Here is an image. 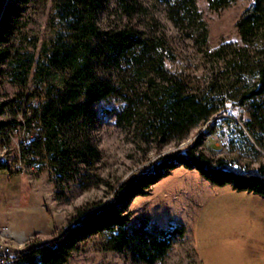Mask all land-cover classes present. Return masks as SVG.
<instances>
[{
    "label": "trees",
    "instance_id": "16d2710c",
    "mask_svg": "<svg viewBox=\"0 0 264 264\" xmlns=\"http://www.w3.org/2000/svg\"><path fill=\"white\" fill-rule=\"evenodd\" d=\"M108 1L54 0L60 29L51 46L45 47L35 78L44 80L54 71L67 76L60 81V88L47 87L43 102L37 93L19 94L11 100L21 99L17 110H21L23 102L28 104L25 115L29 128L39 131L28 147L35 157L31 163L41 169V160L47 157L60 174L74 162L92 164L98 160L100 151L91 134L96 123L93 105L110 97L123 103L116 115L117 125L134 132L142 141L154 142L159 150L170 142L184 141L230 100L241 105L250 102L253 112L247 126L258 143L264 145V0H253L237 21L242 44L223 43L215 50L208 47V27L196 0H155L166 6L174 24L188 22L195 27V40L209 66L206 82L197 87L169 70L167 60L175 56L165 36H148L132 27L100 29L98 15ZM207 1L212 10H220L237 0ZM117 2L128 16L142 6L140 0ZM19 10L8 2L0 17V66L11 61L12 79L25 85L33 55L12 56L10 52L18 31ZM102 69L104 73L100 74ZM33 100L35 105L31 104ZM7 104L5 100L0 102V115ZM6 125L0 121V128ZM208 132L201 133L184 150L161 153L147 170L112 187L106 201L79 209L52 239L31 244L21 257L30 264H66L81 242L105 235L106 250H129L146 264L162 261L174 240L185 235V227L129 233V206L132 199L147 195L154 184L178 167L196 170L218 186L230 184L236 190L264 196V166L245 168L224 158H209L201 148Z\"/></svg>",
    "mask_w": 264,
    "mask_h": 264
},
{
    "label": "rangeland",
    "instance_id": "374dc122",
    "mask_svg": "<svg viewBox=\"0 0 264 264\" xmlns=\"http://www.w3.org/2000/svg\"><path fill=\"white\" fill-rule=\"evenodd\" d=\"M140 1L142 6L128 16L117 0H109L98 15L99 28L132 27L148 36H165L175 56L167 60L169 70L195 87L204 85L209 66L199 41L195 40V27L188 22L174 24L163 3ZM8 2L17 5L21 14L10 52L12 56L33 55V66L25 85L12 79L11 61L0 66V102L24 93H37L43 102L47 87L60 88V81L67 76L54 71L44 80L35 78L36 67L45 57V47L51 46L60 29L54 0ZM252 2L237 0L229 7L212 10L207 0H196L208 27L210 50L223 43L242 44L236 24ZM103 73L102 69L100 74ZM122 106L115 97L93 105L96 123L91 134L100 158L92 164L74 162L57 174L46 157L42 158L38 172L31 168L0 172V240L18 247L17 242L2 237V229L8 227L22 235L25 244L48 242L79 209L106 201L112 187L147 170L161 153L184 150L204 131L209 134L201 148L209 158H224L245 168L264 166V145L258 143L247 126L253 112L250 102L241 105L230 100L220 113L194 128L184 141L170 142L161 150L154 142L142 141L134 132L117 125L116 115ZM12 152L15 155L17 150ZM129 210V233L185 227V235L177 237L166 257L155 264H264V196L236 190L230 184L218 186L196 170L178 167L154 184L147 195L132 199ZM104 243L105 235L86 239L66 264H146L129 250H106Z\"/></svg>",
    "mask_w": 264,
    "mask_h": 264
},
{
    "label": "built area",
    "instance_id": "2783aa9c",
    "mask_svg": "<svg viewBox=\"0 0 264 264\" xmlns=\"http://www.w3.org/2000/svg\"><path fill=\"white\" fill-rule=\"evenodd\" d=\"M13 98L5 99L10 105L7 104L0 115V121L7 123L6 126L0 128V172H20L28 168L38 172L39 166L31 163L35 157L28 151V147L32 140L38 137L39 131L37 128H29L25 115L28 104L23 102L21 110H17V103L22 101L21 99H17L18 102L11 101ZM31 104L35 105L36 100H33ZM28 114L31 115L30 112ZM14 149L17 150L15 155L12 152ZM2 234V237L17 242L18 247L0 240V264H30V261L21 257V253L31 244L36 243L20 242L17 238L8 235L4 229H2Z\"/></svg>",
    "mask_w": 264,
    "mask_h": 264
},
{
    "label": "bare ground",
    "instance_id": "6f19581e",
    "mask_svg": "<svg viewBox=\"0 0 264 264\" xmlns=\"http://www.w3.org/2000/svg\"><path fill=\"white\" fill-rule=\"evenodd\" d=\"M3 229H4V231H5L8 235L17 238L20 242L22 241V235L18 234V232L12 231V230H11L10 228H8V227H4Z\"/></svg>",
    "mask_w": 264,
    "mask_h": 264
},
{
    "label": "water",
    "instance_id": "95a60500",
    "mask_svg": "<svg viewBox=\"0 0 264 264\" xmlns=\"http://www.w3.org/2000/svg\"><path fill=\"white\" fill-rule=\"evenodd\" d=\"M5 5H6V0H0V17L2 15V12H3ZM2 6H3V9H2Z\"/></svg>",
    "mask_w": 264,
    "mask_h": 264
}]
</instances>
